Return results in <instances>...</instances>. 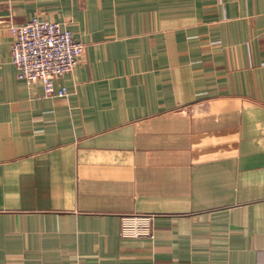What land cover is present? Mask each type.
Wrapping results in <instances>:
<instances>
[{
    "label": "crops",
    "instance_id": "obj_1",
    "mask_svg": "<svg viewBox=\"0 0 264 264\" xmlns=\"http://www.w3.org/2000/svg\"><path fill=\"white\" fill-rule=\"evenodd\" d=\"M32 18L85 46L65 98ZM0 264H264V0H0Z\"/></svg>",
    "mask_w": 264,
    "mask_h": 264
},
{
    "label": "built area",
    "instance_id": "obj_2",
    "mask_svg": "<svg viewBox=\"0 0 264 264\" xmlns=\"http://www.w3.org/2000/svg\"><path fill=\"white\" fill-rule=\"evenodd\" d=\"M12 34L11 60L17 78L27 84L40 83L46 97L65 98V86H56L69 74L84 54L85 46L72 32L56 21L32 18L10 28ZM122 237H151L154 216L125 218Z\"/></svg>",
    "mask_w": 264,
    "mask_h": 264
}]
</instances>
